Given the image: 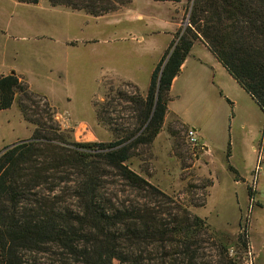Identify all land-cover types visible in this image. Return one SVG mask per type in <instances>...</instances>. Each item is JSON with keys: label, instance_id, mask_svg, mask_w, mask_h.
Instances as JSON below:
<instances>
[{"label": "rangeland", "instance_id": "rangeland-1", "mask_svg": "<svg viewBox=\"0 0 264 264\" xmlns=\"http://www.w3.org/2000/svg\"><path fill=\"white\" fill-rule=\"evenodd\" d=\"M192 3L109 0L111 11L93 17L52 9L48 0L37 5L0 0V75L15 73L26 86L9 109L0 111V154L34 133L19 105L67 143L108 142L112 135L97 122L93 104L106 105L107 91L120 92L106 113L114 128L131 130L137 113L124 98L146 95L156 61L188 27ZM199 43L171 86L160 133L149 148L134 152L128 166L205 220L221 240L241 235L246 249L229 251L240 264H264V113ZM187 129L195 131L197 145L187 142ZM228 165L236 170L237 182ZM77 180L75 169L63 167L41 186H56L66 204L76 208L69 187ZM98 186L113 197L128 185L108 171ZM213 243L203 244L208 257L215 253Z\"/></svg>", "mask_w": 264, "mask_h": 264}, {"label": "trees", "instance_id": "trees-1", "mask_svg": "<svg viewBox=\"0 0 264 264\" xmlns=\"http://www.w3.org/2000/svg\"><path fill=\"white\" fill-rule=\"evenodd\" d=\"M48 1L51 7L93 17L109 10V0ZM174 40L155 65L146 95L124 98L137 113L131 130L114 128L106 113L122 93L107 91L106 105L93 104L95 118L110 132L111 141L67 143L43 118L32 119L19 105L34 133L0 154V264H240L229 251L233 246L246 249L241 235L236 241L221 240L205 220L150 186L128 162L160 133L172 82L196 41L264 113V0H193L188 27ZM25 91L15 73L0 75V111L9 109L15 94ZM63 167L78 173L76 186L69 187L76 208L66 204L56 186H41ZM228 169L237 182L236 170L230 165ZM108 171L128 185L113 197H108L105 186H98ZM204 236L215 241L213 256L203 252L208 241Z\"/></svg>", "mask_w": 264, "mask_h": 264}, {"label": "crops", "instance_id": "crops-1", "mask_svg": "<svg viewBox=\"0 0 264 264\" xmlns=\"http://www.w3.org/2000/svg\"><path fill=\"white\" fill-rule=\"evenodd\" d=\"M12 1H13V0H12ZM15 3H16V2H15ZM18 4H19V3H18ZM51 8H52V7H51ZM52 9H59V8H52ZM71 14H73V13H71ZM79 15H83V14H79ZM195 45H196V44L193 45V47H192L190 53H191L192 50L194 49ZM199 45L202 46V47H204V48L206 47L203 43H199ZM190 53H189V55L187 56V58L185 59L183 65H182V67H181V70H183V68L186 66L187 61L189 60ZM161 56H162V55H160L159 59L161 58ZM138 57H139V56H137V58H138ZM159 59L156 61V64H157V62L159 61ZM197 59H198V58H197ZM198 61H199L200 63L202 62V61H200V59H198ZM225 73H226V72H225ZM228 75H229V74H228ZM117 77L120 78L121 80L127 81V80L124 79V76H122V75H118ZM226 77H228V79L231 81L230 76H227V74H226ZM125 78H127V77H125ZM224 78H225V77H224ZM175 79H176V78H175ZM175 79L173 80L172 85H173V83L175 82ZM232 81H234V80H232ZM127 82L132 83V82H130V81H127ZM228 83H229V82L227 81V84H228ZM132 84H133V83H132ZM172 85H171V86H172ZM202 148L204 149V151H210V148H209V147H205V146H203Z\"/></svg>", "mask_w": 264, "mask_h": 264}, {"label": "built area", "instance_id": "built-area-1", "mask_svg": "<svg viewBox=\"0 0 264 264\" xmlns=\"http://www.w3.org/2000/svg\"><path fill=\"white\" fill-rule=\"evenodd\" d=\"M194 132H195L194 130L187 129L186 135H185L187 142L191 145H197V141H196ZM230 253H232V252H230ZM245 264H250V263L247 261V262H245Z\"/></svg>", "mask_w": 264, "mask_h": 264}]
</instances>
